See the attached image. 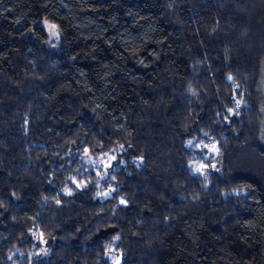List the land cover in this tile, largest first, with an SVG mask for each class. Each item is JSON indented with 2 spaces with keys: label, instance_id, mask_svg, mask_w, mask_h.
Returning <instances> with one entry per match:
<instances>
[{
  "label": "trees",
  "instance_id": "16d2710c",
  "mask_svg": "<svg viewBox=\"0 0 264 264\" xmlns=\"http://www.w3.org/2000/svg\"><path fill=\"white\" fill-rule=\"evenodd\" d=\"M262 70L264 0H0V264H264Z\"/></svg>",
  "mask_w": 264,
  "mask_h": 264
},
{
  "label": "rangeland",
  "instance_id": "374dc122",
  "mask_svg": "<svg viewBox=\"0 0 264 264\" xmlns=\"http://www.w3.org/2000/svg\"><path fill=\"white\" fill-rule=\"evenodd\" d=\"M44 29L47 32L49 42H51L52 44L55 43V41L57 40V32L55 30V27L53 25L46 24L44 25ZM259 92H260L262 101L264 103V70H262V73L259 79ZM260 113H262V118H261L262 127L260 130V134H261L262 139L264 140V112H262V107H261ZM259 120H260V117H259ZM195 145L199 148L201 144L197 143ZM213 152H214V148L207 147V151L205 152V154L207 153L210 154ZM122 159L123 158H122L120 149H115L113 152L102 154V155H99L98 157H90L87 154L86 155L84 154L78 164L77 169L75 170L73 174V177H72L73 180L72 179H71L72 181L70 180L71 185L73 186L74 189H80L84 187L87 184V182L84 179L77 180V177H79V175H85V174L88 175L91 172L97 175L96 181L98 183H100V181L102 180L103 181L107 180L106 175L109 174V172L112 170L119 169V167L122 165ZM190 167L194 174H201L207 166L205 163L200 164L198 163V161L197 162L193 161L190 163ZM75 180L77 181L74 182ZM109 180L111 181V179ZM110 181H108V183H110ZM116 187L117 186L114 183H110L108 187H106V189H101L100 191H97L94 194V198L97 200H104L106 198H109L115 191ZM70 194L71 192L69 190V193H67V195H70ZM41 244H42V249L38 251V255L41 258H46L49 252V248L53 244V239L51 238L47 240H42ZM110 255L111 254H109V256Z\"/></svg>",
  "mask_w": 264,
  "mask_h": 264
}]
</instances>
